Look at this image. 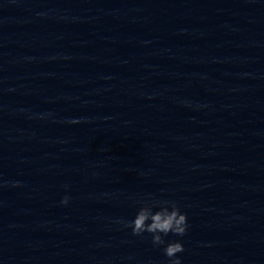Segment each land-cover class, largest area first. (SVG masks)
<instances>
[{
  "label": "water",
  "instance_id": "obj_1",
  "mask_svg": "<svg viewBox=\"0 0 264 264\" xmlns=\"http://www.w3.org/2000/svg\"><path fill=\"white\" fill-rule=\"evenodd\" d=\"M0 185V264H264V0H0Z\"/></svg>",
  "mask_w": 264,
  "mask_h": 264
},
{
  "label": "clouds",
  "instance_id": "obj_2",
  "mask_svg": "<svg viewBox=\"0 0 264 264\" xmlns=\"http://www.w3.org/2000/svg\"><path fill=\"white\" fill-rule=\"evenodd\" d=\"M75 122V121H73ZM3 186V185H0ZM18 186V185H14ZM70 197L65 195L61 203L67 205ZM138 210L131 221H119L124 228H130L134 236L151 234L154 246H163V253L168 258V264H181L177 255L184 251L180 240L167 241L170 233L183 237L188 230L187 214L181 211L180 206L170 200H156L148 196L139 201Z\"/></svg>",
  "mask_w": 264,
  "mask_h": 264
}]
</instances>
